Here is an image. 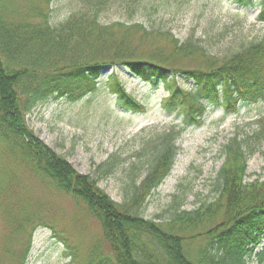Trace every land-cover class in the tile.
<instances>
[{
  "label": "trees",
  "instance_id": "1",
  "mask_svg": "<svg viewBox=\"0 0 264 264\" xmlns=\"http://www.w3.org/2000/svg\"><path fill=\"white\" fill-rule=\"evenodd\" d=\"M110 1L82 0L83 8L57 25H51L43 7H32L24 20L0 19V144L6 156L16 158L20 166L57 190L79 198L98 220L111 253L98 254L99 246L94 244L87 264H248V246L264 236V178L246 180L252 153L237 134L223 145L224 161L216 176L218 196L192 211L156 222L139 211L172 170L177 154L174 129L159 136L157 153L141 179L134 177L132 166L118 203L98 186L104 172L97 178L78 172L28 128L25 117L35 107L50 98L76 101L84 97L107 67H125L152 87L163 84L168 91L166 110H178L186 125L201 122L210 105L238 112L239 101L264 94V39L219 57L197 41L179 43L170 33L148 29L141 22L101 23L100 13ZM232 1L244 7L259 5V19L264 21V0ZM49 3L46 0V6ZM160 40L167 41L168 52L159 46ZM179 74L195 85L180 86ZM108 79L118 106L143 108L117 75ZM5 176L3 171L0 206L4 215L8 211L4 200L11 193L8 185H12ZM207 222L212 224L194 233L205 236L206 246L196 253L189 251L186 242L195 236L182 231L192 232ZM258 256L262 264L264 253ZM26 257L27 250L16 264H25Z\"/></svg>",
  "mask_w": 264,
  "mask_h": 264
},
{
  "label": "rangeland",
  "instance_id": "2",
  "mask_svg": "<svg viewBox=\"0 0 264 264\" xmlns=\"http://www.w3.org/2000/svg\"><path fill=\"white\" fill-rule=\"evenodd\" d=\"M32 7L46 8L51 25H57L80 11L83 2L50 0L46 6V0H0V19L24 20ZM258 13V7L239 6L232 0H112L99 19L103 24L141 22L148 29L170 33L179 43L197 41L209 53L223 57L264 39V22ZM159 46L166 52L170 49L164 40ZM112 74L142 103L140 111H125L116 104L108 79ZM177 80L185 89L195 85L182 74ZM167 96L161 83L154 88L125 67H107L84 97L76 101L50 98L29 112L25 120L28 128L78 172L93 178L104 172L98 186L118 203L132 166L134 177L141 179L157 153L159 136L174 129L177 154L172 170L139 211L156 222L192 211L218 196L216 176L224 161L223 145L235 134L244 139L252 153L246 180L264 178V122L260 121L264 118V97L241 102L235 108L239 107L238 112L209 107L201 122L186 125L178 110L169 113L165 109ZM29 170L16 158L7 157L0 144V174L6 172L3 179L12 181L8 185L11 193L4 200L6 215L0 206V264H16L26 250L25 264H87L94 244L99 246L98 254H110L100 223L82 201ZM25 213L28 219H24ZM211 224L182 232L195 236ZM204 237L188 239L187 249L198 252L206 246ZM260 251H264V238L249 250L248 264L259 263Z\"/></svg>",
  "mask_w": 264,
  "mask_h": 264
}]
</instances>
